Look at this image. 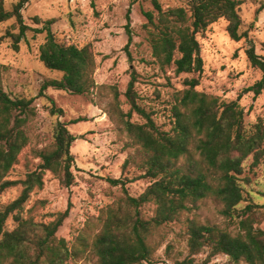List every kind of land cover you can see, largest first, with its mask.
Listing matches in <instances>:
<instances>
[{"label": "trees", "instance_id": "trees-1", "mask_svg": "<svg viewBox=\"0 0 264 264\" xmlns=\"http://www.w3.org/2000/svg\"><path fill=\"white\" fill-rule=\"evenodd\" d=\"M31 1L19 0L9 10L5 0H0V25L16 19L19 33L11 34L16 50L28 31L46 33L40 61L62 77L45 80L35 99H14L4 89L8 68L0 64V196L18 185L23 188L16 200L0 204V264H70L86 257L96 260L95 264H167L157 262L155 255L165 243L164 231L172 225L181 226L178 235L188 252L184 261L175 264H209L220 256L227 257L229 264H264V230L260 228L264 205L249 203L239 208L246 199L244 185L254 182L256 169L264 160V121L248 126L239 100L225 101L198 91L200 81L196 78L186 80V88L172 95L167 110L169 130L159 126L153 111L140 103L135 77L125 94L130 106L127 113L119 104L118 93H114L106 114L126 134L127 147L133 150L123 173L135 168L140 175L109 180L112 186L121 188L123 196L101 212L94 233L81 235L75 242L58 236L71 205L47 223L25 217V206L36 190L44 188L47 172L66 188L76 183L71 149L77 138L69 124L60 121L65 113L48 96V90L91 96L99 89L93 46L59 41L52 31L54 20L40 22L36 18L35 24L44 26L32 30L24 23L22 13ZM151 1L154 10L144 13L147 22L142 29L160 70L174 67L178 76L201 74L204 60L198 37L220 20L227 22L233 41L243 38L240 8L244 0H183L185 6L169 8L158 0ZM130 24L128 17L129 44ZM246 53L252 67L263 76L245 93L259 96L264 91V57L257 54L252 41ZM36 99L46 100L49 115L59 121L52 142L33 152L40 160L36 170L25 180L13 181L9 177L30 144L31 124L37 117ZM134 113L142 123L133 121ZM250 158L253 162L246 168ZM137 179H148L150 185L142 195L133 197L128 185ZM208 204L222 222L211 218L202 221ZM147 207H152L151 215L146 214ZM171 248L169 244L166 253ZM202 255L204 261L196 263V257Z\"/></svg>", "mask_w": 264, "mask_h": 264}, {"label": "rangeland", "instance_id": "rangeland-1", "mask_svg": "<svg viewBox=\"0 0 264 264\" xmlns=\"http://www.w3.org/2000/svg\"><path fill=\"white\" fill-rule=\"evenodd\" d=\"M19 0H5L6 8L12 10ZM164 8L185 6L183 0H158ZM32 0L23 10L24 23L32 30H41L40 22L54 20L52 31L61 42L83 47L91 44L94 49L97 69L95 81L99 86L91 96L72 95L64 91L49 89L57 107L65 113L61 122L69 124L70 132L77 138L71 152L75 156L73 173L76 183L66 188L52 173L45 174L42 190H36L25 206V217L37 222H49L53 215L64 212L71 205L70 215L58 232V236L75 242L81 235L94 233L99 228V216L108 206L123 196L121 188L109 183L110 179L134 178L140 174L135 168L123 173V165L133 150L127 146L129 140L110 116L106 114L109 103L118 93L121 107L127 113L130 106L125 96L129 83L135 77V89L140 103L148 111H153L159 126L169 130L167 111L172 95L186 88V80L199 79L198 91L220 97L225 101H237L245 112V122L252 126L264 121V91L259 96L245 90L262 79V72L250 64L247 57L249 42L256 46V52L264 57V0H244L240 8L243 36L239 42L233 41L227 32V22L220 20L198 37L202 47L204 70L201 74L176 75L174 67L160 70L154 64L151 50L146 42L142 27L147 22L145 12L154 10L151 0ZM128 17L131 20L132 42L127 33ZM19 33L16 19L0 25V64L8 68L4 77V89L12 98L35 99L41 85L47 79H60L62 74L46 69L40 61V47L46 41V33L28 31L26 37L14 47L12 35ZM128 46V47H127ZM133 72L135 74L133 75ZM34 106L37 117L31 124L30 144L21 153L9 179L25 180L26 175L40 164L34 156L36 148L52 142L58 118L48 113V103L36 99ZM83 120L77 124L72 121ZM133 121L142 123L134 113ZM253 159L246 163L249 168ZM150 185L148 179H137L128 185L131 196L139 197ZM245 202L264 205V160L256 169V177L251 185H244ZM22 186L10 188L0 196V204L7 205L16 200ZM152 207L146 208L151 215ZM211 218L217 223L222 219L216 209L208 204L202 213V221ZM181 226L167 228L165 243L157 251L155 260L167 264L184 261L188 252L186 244L179 238ZM264 230V223L260 226ZM172 248L166 253L167 246ZM205 256L196 257L202 263ZM86 257L70 264H95ZM209 264H229V259L220 256ZM245 264V263H242Z\"/></svg>", "mask_w": 264, "mask_h": 264}]
</instances>
